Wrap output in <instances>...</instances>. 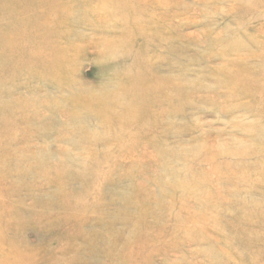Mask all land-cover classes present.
<instances>
[{
    "label": "rangeland",
    "instance_id": "374dc122",
    "mask_svg": "<svg viewBox=\"0 0 264 264\" xmlns=\"http://www.w3.org/2000/svg\"><path fill=\"white\" fill-rule=\"evenodd\" d=\"M0 264H264V0H0Z\"/></svg>",
    "mask_w": 264,
    "mask_h": 264
}]
</instances>
